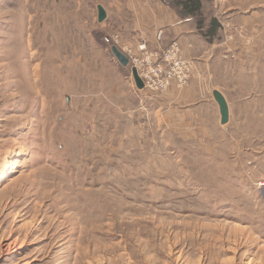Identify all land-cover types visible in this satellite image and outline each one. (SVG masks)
I'll list each match as a JSON object with an SVG mask.
<instances>
[{"label":"rangeland","instance_id":"obj_1","mask_svg":"<svg viewBox=\"0 0 264 264\" xmlns=\"http://www.w3.org/2000/svg\"><path fill=\"white\" fill-rule=\"evenodd\" d=\"M158 1L198 33L188 56L98 23L111 0H0V264H264V0ZM174 45L185 82L148 91L139 69L137 90L134 60L164 78Z\"/></svg>","mask_w":264,"mask_h":264},{"label":"crops","instance_id":"obj_2","mask_svg":"<svg viewBox=\"0 0 264 264\" xmlns=\"http://www.w3.org/2000/svg\"><path fill=\"white\" fill-rule=\"evenodd\" d=\"M259 1L229 0L228 7L230 10L228 9L227 11L232 10L233 13L236 11L241 12V10H247L246 8L256 7V3ZM111 2L112 4L109 5V8L104 7L106 18L110 17V15L123 18L124 20L125 17L128 18V22L131 23L129 30L144 39L149 49H164L171 40L176 39L179 41L185 53L184 55L188 56L189 53L186 48L188 47L189 40H196L198 38V33L195 32L191 21H181L176 17L173 10L161 4L158 0H111ZM124 20L123 23L125 22ZM160 30L163 31L164 36L158 43L156 42V32ZM170 90L173 94L177 93L175 89ZM214 90L216 89H213L211 92ZM175 125L177 126V124Z\"/></svg>","mask_w":264,"mask_h":264},{"label":"built area","instance_id":"obj_3","mask_svg":"<svg viewBox=\"0 0 264 264\" xmlns=\"http://www.w3.org/2000/svg\"><path fill=\"white\" fill-rule=\"evenodd\" d=\"M164 59L172 65L170 71L165 75L164 78L160 77V67L147 69L144 66V62L134 60V66L139 74V69L142 70L141 78L144 82V88L149 91L162 92L166 87L173 81H177L178 84L185 82V79L192 71V65H188L179 54V50L174 45L165 52ZM149 61L146 63L148 66ZM168 85V86H167Z\"/></svg>","mask_w":264,"mask_h":264},{"label":"water","instance_id":"obj_4","mask_svg":"<svg viewBox=\"0 0 264 264\" xmlns=\"http://www.w3.org/2000/svg\"><path fill=\"white\" fill-rule=\"evenodd\" d=\"M106 14L101 5H98L97 7V21L98 23L103 22L105 20ZM112 52V55L115 60L120 64L121 67H126L128 64L127 58L116 48L112 47L110 49ZM131 78L133 79V82L135 83V87L137 90H142L143 89V82H141L140 78L138 77L137 71L135 68L131 69ZM211 96L213 97V100L217 104L218 107V112L220 114V120L219 123L220 125H225L228 122L229 119V112L227 108V102L225 97L217 90H214L211 93Z\"/></svg>","mask_w":264,"mask_h":264},{"label":"trees","instance_id":"obj_5","mask_svg":"<svg viewBox=\"0 0 264 264\" xmlns=\"http://www.w3.org/2000/svg\"><path fill=\"white\" fill-rule=\"evenodd\" d=\"M164 2V1H163ZM164 4H166L164 2ZM167 5V4H166ZM172 8L177 10L178 16L186 17H195L198 16L201 9V0H173L171 3H168ZM201 22L198 23V27ZM218 28L216 22L212 20L210 26L207 30L208 34H214V31ZM206 36V34H205ZM204 36V37H205Z\"/></svg>","mask_w":264,"mask_h":264},{"label":"bare ground","instance_id":"obj_6","mask_svg":"<svg viewBox=\"0 0 264 264\" xmlns=\"http://www.w3.org/2000/svg\"><path fill=\"white\" fill-rule=\"evenodd\" d=\"M139 77V76H138ZM20 150H18V151H15V150H12L11 152H10V156H9V159H15V158H18V157H20L21 156V154H22V151L23 150H21L20 152H19ZM9 165V164H8ZM0 171H1V169H0ZM2 171H4V170H2ZM11 171L12 170H9V172L8 173H11ZM3 177V174L2 173H0V179ZM9 247V244H7V247L6 248H8ZM11 249V248H10ZM10 249H8V250H10ZM7 252V251H6ZM24 264H32L31 262H28V261H25L24 262Z\"/></svg>","mask_w":264,"mask_h":264}]
</instances>
